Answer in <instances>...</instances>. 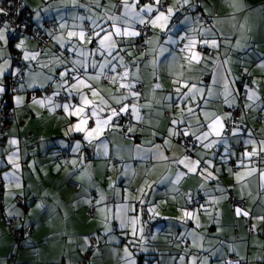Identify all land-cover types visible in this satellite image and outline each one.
I'll return each instance as SVG.
<instances>
[{
  "label": "crops",
  "instance_id": "crops-1",
  "mask_svg": "<svg viewBox=\"0 0 264 264\" xmlns=\"http://www.w3.org/2000/svg\"><path fill=\"white\" fill-rule=\"evenodd\" d=\"M113 2V0H111ZM171 3V0H168ZM205 4L209 11L213 8L223 14L229 9L223 7L221 3L215 0H200ZM244 2L256 9L254 13L249 14V25L252 27L249 46L239 51H228L231 61L228 65L220 66L219 61L213 62L214 58H209L206 62L194 65L193 71L188 72L184 69L186 75L192 76L191 83L198 87H204V97L208 96L207 88L212 87L213 95L209 98L206 108L209 112H215L217 115L224 116L225 103V76L227 81H231L228 91L235 95V105L239 106L243 112V123L246 128L254 132V138L264 140V112L256 110L257 104H264V70L258 67L262 58H264V18L261 17L259 9L264 7V0H244ZM80 4L88 3V0H79ZM22 4L30 11V21L33 26H40L44 20H50L55 26V34L68 39L67 32L73 29V17L86 14L84 8L73 7L71 0H22ZM48 8V11H41L40 19L35 18V11ZM109 10L112 9L109 7ZM95 15H105L103 10ZM243 19V17H241ZM67 22L68 27L60 30L59 24ZM87 24V21L83 22ZM176 30L182 32V26L177 25ZM158 29L151 30L153 36ZM225 35H232L230 29L225 30ZM46 43L42 47H36L27 41L25 37H17L10 40L8 45L0 41V49H4V57L9 58L10 52L19 50L21 53L22 79L16 86V91L10 93L7 87V79L10 74L0 75V86L5 87L6 91L0 93V104L8 103L13 113L14 121L10 130L4 136V144L0 146V177L2 187L0 189V264H78V259L88 244V236L93 235L98 243V249L92 250L86 264H123L121 257L124 255L123 248L128 240L132 239L131 225L125 230L128 235L125 236L119 227V221L113 220L114 206L119 205L122 209V215L127 213L129 219L133 216H139L140 220L145 222L144 235L147 237L145 247L147 251H140L139 245L130 249L134 251L136 264H181L180 257L185 256L183 264H190L193 257L197 258L196 264L210 256L209 264H222V261L236 259L238 256L246 257L245 264H261L257 257L264 256V221L249 219L243 216H237L234 204L229 199H218L219 191H213L216 185L231 191L239 198L243 196V208L250 211L252 218L264 215V188H261L262 181L259 177V170L264 169V163H260L259 158H253L250 162L244 159L247 167L236 168V162L241 159L245 148L240 143H235L234 138H230V148L235 153L226 165H222L219 155L216 156L214 167H221L223 170L216 181L205 182L199 175L183 177L179 183L167 186L156 184L155 192H150L145 185V191L149 195L145 197L150 204H146L143 210L137 207L136 212H132L134 205L138 203L135 197L140 196L138 189L147 180L149 183L160 180L163 176L174 178L176 166L171 162L143 161L137 155V145L142 148H150L152 145L148 141L153 140L152 133L156 132L155 142L163 144L161 137L167 136V129L170 127V119L179 117V109L167 107L165 97L173 89L172 77L166 71L162 72L161 79L156 81L152 76V68L147 69L143 64L153 59L149 54L147 59L139 68L141 83L140 91L142 98L137 102L139 105L152 103V108H140L141 115L144 116V122L141 123L135 133L125 136L121 130L106 131L104 138L108 141L109 155H96L93 147L83 142V136L79 133H73L65 136L69 118L66 117L61 109L50 111L52 105L40 107L33 105V97H29L30 91L40 89L38 85L43 82V75L38 76L34 81L28 75L29 68L32 66L34 73H43L49 75V69H41L42 63H48L51 53L48 50L53 49L57 55L60 53L59 46L48 35ZM167 37H165L166 39ZM21 39L25 40L21 48L16 45ZM73 42H76L75 38ZM234 42V41H233ZM162 43V41H161ZM85 46V45H80ZM132 48L131 45H122ZM211 49H206V51ZM27 52L29 56L33 53H40L37 60L25 61L22 59L23 53ZM145 52H151L147 46ZM225 49H220V59H227L224 55ZM45 53H48L47 55ZM207 53V52H206ZM134 56L139 53L134 52ZM128 59V57H125ZM2 63V60H0ZM11 65V64H10ZM12 67V66H11ZM13 68V67H12ZM248 68L252 76L249 80L251 88L255 90L259 100H247L245 89L240 84V70ZM59 71H63L61 67ZM136 72V68L131 69ZM216 83L213 84L214 74ZM56 77L59 72L55 73ZM239 77L240 79H237ZM255 81V83H253ZM28 83H34L36 87H27ZM154 83H161V89L153 93L152 86ZM24 87H21V85ZM49 94L55 88V85H46ZM111 87V86H108ZM118 87V85H117ZM115 93V88H112ZM238 93V95H236ZM108 94L107 90L104 93ZM21 97V102H16V97ZM36 99H43L45 96L35 95ZM201 94L197 93V103H202ZM160 103L156 104L155 101ZM251 104L252 108L246 110L244 105ZM116 105L113 103L112 105ZM195 107V104L192 105ZM187 105H185V111ZM163 113V115H161ZM203 120V116L200 117ZM150 121V123H149ZM71 122H75L72 118ZM241 122V118L239 123ZM133 124L137 122L132 120ZM195 126V120L192 121ZM127 125V123H124ZM206 130V129H205ZM125 131V130H124ZM81 140L83 147L82 153L87 157L83 165L79 167L75 175L69 176L68 172L72 170V165L64 164L63 161L75 158L71 152V145L75 143L73 139ZM246 137V133L245 136ZM15 139L16 145H10L9 141ZM210 139H216L211 137ZM63 141V145L61 142ZM173 145L177 144V138H172ZM250 150V148L248 149ZM64 151L65 154H62ZM176 155L182 154V149H175ZM200 153L207 152V157L212 158V154L224 153V146L220 145L211 150L198 149ZM15 153L12 161L8 157ZM173 150L166 152L171 156ZM192 158L197 159L196 153H192ZM60 164L57 168L56 165ZM18 165L19 167H14ZM115 165V167H113ZM32 166V167H30ZM236 168L241 172L242 179L239 181L234 175L230 174L228 168ZM256 167L257 172L247 175L248 171ZM151 169V171H149ZM127 172V177L124 173ZM9 173V179L4 178V174ZM15 174L13 180L11 174ZM81 173H86L82 181L77 177ZM91 177V180H89ZM120 179H117V178ZM73 180L80 184L83 183V191L79 186L72 188L67 181ZM129 180L131 181L129 183ZM17 184L19 187H17ZM91 184V187L89 185ZM205 184V189H200V185ZM127 187V192L124 189ZM119 188L120 194L117 195L115 189ZM24 199V205H18L13 201L15 195H20ZM191 193L193 198L206 204L207 211L201 210L195 219L185 221L182 209ZM104 196V201L97 205L95 202ZM21 196V195H20ZM125 196L128 198L125 199ZM212 197H216L218 202H210ZM91 200L92 214L87 215L86 209ZM45 205V209H37V204ZM156 207L159 213L152 219H149V207ZM112 209V211H105ZM9 211L19 213L22 221L29 224L31 229L24 237L19 247L14 246L5 229V219ZM107 217V219H106ZM165 217L167 219H165ZM257 224L255 232L250 233L252 224ZM199 225V226H197ZM112 228L111 232L106 229ZM140 224L137 223V235L139 234ZM195 232V241L191 236L181 234ZM155 236V239H153ZM114 237V238H113ZM184 241V244L180 243ZM229 246L236 248V253L228 251ZM192 249V253L188 249ZM187 249V251H185ZM219 253L212 256V251ZM14 254V260H9V255Z\"/></svg>",
  "mask_w": 264,
  "mask_h": 264
},
{
  "label": "snow or ice",
  "instance_id": "snow-or-ice-1",
  "mask_svg": "<svg viewBox=\"0 0 264 264\" xmlns=\"http://www.w3.org/2000/svg\"><path fill=\"white\" fill-rule=\"evenodd\" d=\"M221 5L229 11L221 14L213 8H209L200 2V0H88L86 4H80L79 0H71L73 7H82L86 14L77 15L73 17V29L67 32L68 39L63 36L55 34L56 30L47 31L46 34L59 46V55L53 49L48 50L51 53L48 63L39 65L41 69H49L51 74L44 75L41 73H34L32 66L29 65L28 75L34 81L38 76L43 75V82L38 87L47 91L46 85H55L51 95L45 96L43 99H36L33 97V105L49 108L50 111L61 109L66 117L69 118L67 131L64 135L70 136L73 133H79L83 136V142L93 147L96 155L103 154L105 157L109 155L108 141L104 138L106 131H116L124 129L123 134L127 137L135 133L141 123L144 122V116L140 113V108H152V103H145L139 105L137 102L142 98V92L138 85L141 83L139 76V68L141 64L147 59L149 54L153 55V59L143 66L147 69L152 68L153 79L159 81L163 71H166L171 76L173 89L167 94V107L179 109V117L170 119V127L167 129V136L161 137L163 144L155 142L157 136L156 132L152 133L153 140L148 141L152 146L150 148H142L137 145V155L143 161H157V162H171L176 166V173L174 178L166 175L158 181L149 183L147 180L140 186L138 192L140 196L135 197L138 201L133 206L132 212L135 213L137 207L143 210L146 204H150L145 197L149 192L145 191V185L150 192H155L156 184L175 185L180 180L191 175H199L205 182L216 181L219 174L223 170L221 167H214V161L217 155L220 157L222 165H226L231 157L235 155L228 147L230 138H234L235 143H240L245 148L241 155V159L236 162V168L247 167L244 164V159L250 162L253 158H259L260 163H264V140L257 141L254 138V132L250 128H246L243 123L244 117L241 116V123H236V118L228 113L227 115H217L215 112L206 110L209 98L213 95L212 87L207 88L208 96L204 97V87H198L191 83L192 76L186 75L184 69L192 72L194 65L206 62L209 58H214L213 62L219 61L220 66L228 65L231 57L228 56V51H239L249 46L250 33L252 27L249 25V14L254 13L256 9L247 5L244 0H218ZM24 7L23 4H10L8 8L0 6V17H9L12 15L11 9L16 8V15H19V9ZM111 9L119 10L110 11ZM103 10L105 15H95L96 12ZM41 11H48V8H42L35 11V18L40 19ZM261 17L264 18V7L259 9ZM195 13V14H194ZM243 17V19H241ZM87 21V24L83 22ZM182 26L180 30H176V26ZM27 27V26H25ZM68 27L67 22L60 23L59 29L63 30ZM158 29L155 36L151 34V30ZM230 29L232 35H225V30ZM16 26L11 20H0V41L5 45L10 43V37L7 33H14ZM165 37H167L165 39ZM75 38L76 42H73ZM141 41H143L141 43ZM162 41V43H161ZM234 41V42H233ZM25 43L21 39L16 45L21 48ZM85 45V46H80ZM122 45H131L132 48L124 47ZM151 49V52L146 53L145 47ZM225 49L224 55L227 59H220V49ZM206 49L211 51L206 53ZM138 52L139 56H134L133 53ZM46 55L48 53H45ZM40 53H33L31 56L27 52L23 53L22 59L25 61L37 60ZM128 57L126 59L125 57ZM0 75L5 73L13 77H20L23 75L21 68H12L10 65V57H4V49H0ZM63 71H59L60 68ZM258 67L264 70V58L261 59ZM136 68V72L131 69ZM59 72L56 77L55 73ZM244 76L251 77L252 73L248 68L242 69ZM214 74L213 84H215L216 76ZM227 73L225 76V103L229 108L235 106V95H233L228 88L231 81H227ZM237 79H240L237 77ZM255 83V81H253ZM118 85V87H117ZM34 83H28L27 87H36ZM111 86V87H108ZM21 87H24L22 84ZM115 88V93H112V88ZM161 83H154L152 91L161 89ZM245 89V96L247 100H259L255 90L246 81L243 85ZM15 91V88L13 89ZM107 90L108 94L105 95ZM6 89L0 86V93L5 92ZM197 93L201 94L202 103H197ZM238 95V93L236 94ZM62 97V100L56 98ZM21 97H16V102H21ZM113 103L116 105L113 107ZM159 104L160 101H155ZM195 104V107L192 105ZM185 105L187 109L185 111ZM245 109H251V104H245ZM256 110L264 112V104H257ZM163 115V113H161ZM203 116V120L200 117ZM127 117L129 123L125 125L123 118ZM72 118L75 122H71ZM132 120L137 123L133 124ZM195 120V126L192 121ZM229 122L231 126L229 127ZM150 123V121H149ZM206 129V130H205ZM246 133V137L244 138ZM178 138L177 144L173 145L172 138ZM216 137V139H210ZM74 144L63 145L71 147V152L75 154V158L63 161L64 164H71L72 170L68 172L69 176L75 175L79 167L87 157L82 153V141L75 139ZM17 141L12 139L9 141L10 145H16ZM223 145L224 153L212 154V158L207 157V152L200 153L198 149L211 150L214 147ZM250 148V150H248ZM175 149H182L180 156L176 155ZM173 150L171 156L166 155V152ZM196 153L197 159L192 158V153ZM15 153L8 157L12 161ZM14 167H19L14 165ZM32 167V166H30ZM57 168L60 164L56 165ZM115 167V165H113ZM151 171V169H149ZM227 171L234 175L239 181L242 179V174L236 171L235 168H228ZM257 172L256 167H252L247 175ZM86 173H81L77 177L78 181H82ZM127 177V172L124 173ZM10 174L5 173L4 178L9 179ZM12 179H15V174H11ZM259 177L262 181L261 188H264V169L259 170ZM117 179H120L119 177ZM91 180V177H89ZM131 181L129 180V183ZM17 187L19 185L17 184ZM83 191V183L79 184ZM91 187V184L89 185ZM200 189H205V184L200 185ZM213 191H219L220 197L218 199H232V193L227 189L216 185ZM127 192V187L124 189ZM117 195L120 194L119 188L115 189ZM21 196L24 195L22 191ZM128 197L125 196V199ZM104 196L95 203L100 205L104 201ZM216 197H212V203L218 202ZM239 199L243 201V196L239 195ZM91 206L92 201H85ZM186 207L182 209L183 218L185 221L193 220L201 211H207L206 204L200 203L199 200L193 198L189 193L186 200ZM37 209H45V205L37 204ZM237 216L247 217L249 219H256L257 221H264V215L252 218L250 211L245 210L242 204L234 205ZM105 211H112V209H105ZM148 212L151 214L149 219L158 216L156 207H149ZM19 213L9 211L8 216L14 218ZM107 219V217H106ZM113 220L119 221V227L125 236L128 232L125 231L129 224L131 227L132 239L125 243L121 257L123 264H136L134 259V249L139 245L140 251H147L145 247L147 237L144 235L145 222L141 221L139 216L128 218L127 213L122 215V209L119 205L114 206L112 216ZM165 219H167L165 217ZM137 223L140 224L139 236L137 235ZM199 226V225H197ZM257 224H252L250 233L255 232ZM108 232L112 231L111 227L106 229ZM183 236H191L193 240L196 239L195 232L181 234ZM114 238V237H113ZM155 239V236H153ZM264 247V245H261ZM187 251V249L185 250ZM229 252L236 253V248L229 246ZM212 256H217L219 253L215 250L211 253ZM211 257L205 256L200 264H209ZM264 264V256L257 257ZM181 264L185 261V256L180 257ZM197 258L193 257L190 264H196ZM246 257L238 256L236 259H228L222 261V264H245Z\"/></svg>",
  "mask_w": 264,
  "mask_h": 264
},
{
  "label": "built area",
  "instance_id": "built-area-1",
  "mask_svg": "<svg viewBox=\"0 0 264 264\" xmlns=\"http://www.w3.org/2000/svg\"><path fill=\"white\" fill-rule=\"evenodd\" d=\"M215 1H217V0H215ZM10 4H15L18 6V5L22 4V0H0V6L8 8ZM112 11L118 12L119 10L112 9ZM11 12H12V15H10L9 17H0V20H5V19L11 20L12 24L14 26H16V31L14 33H10V36H12V37H16L17 35H21L23 37H26L27 40L35 43L38 47H42L46 43V39H45L46 37H45L44 31L45 30H49V31L55 30L54 25H52L51 22L48 20H44L41 23V26H33L31 24V21H30V11L25 7H22L19 9V15L15 14L16 8H12ZM25 26H27V27H25ZM142 42L143 41H141V43ZM209 51H211V50H209ZM206 52H208V50ZM10 64L13 68L20 67L19 53L18 52H15L10 56ZM240 76H241V81H240L241 85H244V83L246 81L249 83V80L251 77L244 76L242 70H240ZM21 77L22 76L13 77L12 75H9V77L7 79V87L9 89H14L17 82L19 81V79ZM138 87L140 89L139 85H138ZM40 92L45 94V95H48L49 89L47 88L46 92L43 90H40ZM56 99L62 100L63 98L60 97V98H56ZM223 111L225 112V115H227L228 113H231L236 118L237 124L241 123V122L239 123V121H240L241 116L243 115V112L239 106L235 105L233 108L224 107ZM12 119H13V115H12V112H11L9 106L0 104V146L4 144V136L11 128ZM123 123H127V124L129 123L127 117L123 118ZM228 126L229 127L231 126L230 122H229ZM121 132H124V129H121ZM229 136H230V134H229ZM177 140H178V138H177ZM238 145L241 146V144H238ZM230 148H233V145H230ZM61 153L65 154L64 151H61ZM1 183H2V180L0 178V186H1ZM67 183L72 188H77L79 186V184L74 182L73 180H68ZM229 192H231V191H229ZM232 196H233V198L229 199V201L231 203H233L234 205L242 204V206H243V201H241L233 193H232ZM13 200L16 203H23V199L20 195H15ZM186 200L184 202L185 206H187ZM0 204H1V199H0ZM86 213H87V215L92 214V207L91 206L87 207ZM17 222H19V219L17 217H14V218L9 217V219L7 220V225H6L7 231L9 232V236L13 239H17L19 237V234H20L19 229L14 228V225L17 224ZM29 230H30L29 227L26 226L24 228V230L22 231V234L27 235ZM180 243L184 244V241L180 240ZM92 249H98V245L96 244L93 237H89V245L83 251L81 258L78 261V264H86V261L89 258L90 252L92 251ZM188 252L192 253L193 251L190 248V249H188ZM9 259L11 261H13L14 260V254L9 255Z\"/></svg>",
  "mask_w": 264,
  "mask_h": 264
},
{
  "label": "trees",
  "instance_id": "trees-1",
  "mask_svg": "<svg viewBox=\"0 0 264 264\" xmlns=\"http://www.w3.org/2000/svg\"><path fill=\"white\" fill-rule=\"evenodd\" d=\"M114 1L115 0H113V3H114ZM112 11V10H111ZM48 20V19H47ZM48 21H50V20H48ZM51 22V21H50ZM52 24V23H51ZM33 25V24H32ZM53 25V24H52ZM40 26H41V24H40ZM55 27V26H54ZM47 31H49V30H47ZM44 33H45V37L47 36V34H46V32L44 31ZM9 37H10V40H12V39H15V38H17V37H23V36H21V35H17L16 37H12V36H10V33H9ZM26 38V37H25ZM45 39H47V37L45 38ZM28 42H30V43H32V44H34L36 47H38L35 43H33V42H31V41H29V40H27ZM15 52H18L19 53V61H20V68H21V71H22V73H23V70H22V61H21V53H20V51L19 50H13V51H11L10 52V56L13 54V53H15ZM9 56V57H10ZM23 76V75H22ZM22 79V77L19 79V81ZM18 81V82H19ZM18 82H17V84H18ZM17 84H16V86H17ZM16 86H15V91H16ZM9 89V88H8ZM40 90L41 89H37V90H35V91H30L29 92V97L30 98H32V97H34L35 95H41V96H47V95H45V94H43V93H41L40 92ZM9 91H10V93H13V89H9ZM5 105L6 106H9V104L8 103H5ZM12 115H13V113H12ZM13 121H14V117H13V119H12V123H13ZM2 146V145H1ZM1 178V177H0ZM2 180V179H1ZM1 187H2V183H1V186H0V189H1ZM22 197V196H21ZM1 199V198H0ZM22 199H23V197H22ZM14 201V200H13ZM2 202V201H1ZM15 202V201H14ZM16 203V202H15ZM16 204H18V205H24V199H23V203H16ZM18 219H19V222H17V224H15L14 225V228H18L19 229V237L17 238V239H13V238H11L10 236H9V232L7 231V227H6V225H7V220L9 219V217L7 218V219H5V229H6V231H7V234H8V236L10 237V239L12 240V242L14 243V246H18L19 247V245H20V242H21V240L24 238V237H26L27 235H24V234H22V231L24 230V228L26 227V226H28L29 227V229H31V226L29 225V224H27V223H25L24 221H22V218L21 217H17ZM17 226V227H16ZM30 231V230H29ZM29 233V232H28ZM89 237H93L94 238V236L93 235H90V236H88V244H87V246H86V248L88 247V245H89ZM94 240H95V242H96V239L94 238ZM96 244L98 245V243L96 242ZM85 248V249H86ZM99 248V247H98ZM84 249V250H85ZM92 250H95V249H92ZM83 253V252H82ZM82 253H81V255H80V257H79V259L81 258V256H82ZM91 253V252H90ZM15 257V256H14ZM79 259H78V261H79ZM10 260V259H9ZM88 260V259H87ZM87 262V261H86Z\"/></svg>",
  "mask_w": 264,
  "mask_h": 264
},
{
  "label": "rangeland",
  "instance_id": "rangeland-1",
  "mask_svg": "<svg viewBox=\"0 0 264 264\" xmlns=\"http://www.w3.org/2000/svg\"><path fill=\"white\" fill-rule=\"evenodd\" d=\"M6 35H8V36H9V33H7ZM1 105H5V103H3V104H1ZM138 236H139V234H138Z\"/></svg>",
  "mask_w": 264,
  "mask_h": 264
},
{
  "label": "bare ground",
  "instance_id": "bare-ground-1",
  "mask_svg": "<svg viewBox=\"0 0 264 264\" xmlns=\"http://www.w3.org/2000/svg\"><path fill=\"white\" fill-rule=\"evenodd\" d=\"M32 24V23H31Z\"/></svg>",
  "mask_w": 264,
  "mask_h": 264
}]
</instances>
